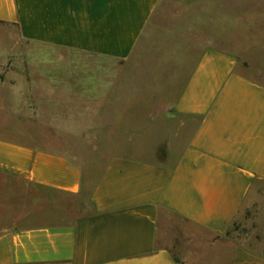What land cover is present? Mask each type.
I'll list each match as a JSON object with an SVG mask.
<instances>
[{
	"label": "crops",
	"instance_id": "crops-1",
	"mask_svg": "<svg viewBox=\"0 0 264 264\" xmlns=\"http://www.w3.org/2000/svg\"><path fill=\"white\" fill-rule=\"evenodd\" d=\"M0 23L18 45L105 61L93 103H47L43 131L0 137V264H264V0H0ZM146 47L159 86L143 114L100 103ZM36 55L4 73L19 103L64 82L57 53ZM251 207L254 235L198 244Z\"/></svg>",
	"mask_w": 264,
	"mask_h": 264
},
{
	"label": "rangeland",
	"instance_id": "rangeland-1",
	"mask_svg": "<svg viewBox=\"0 0 264 264\" xmlns=\"http://www.w3.org/2000/svg\"><path fill=\"white\" fill-rule=\"evenodd\" d=\"M166 13H171V6L165 4V16L169 18L170 15ZM160 24L165 30H171L173 28L170 19L166 20L165 18ZM16 40V30L9 25L0 23V137H5L6 134L10 136L16 132L27 133L29 131H43V127L36 126V124L43 120L49 121L46 114L51 107L47 105V103H67L66 108L65 106L64 108L61 106V111H67L68 114H74L76 103H93V87L91 83L92 69L95 67L97 68L99 64L105 61L99 60V58L95 56L75 51L49 49L43 46L24 45L23 43L18 45L16 44ZM138 51V54L133 56V60L129 64L126 73L123 74L124 72H122V75L117 78L120 83H125V90L120 92H117V90L105 91L102 93L103 96L100 97L102 98L100 103H126V101L133 103L131 109L133 116H140L143 114L141 110L142 106L144 108V103L146 102H142L143 99L141 97L145 94H149V91H151L150 89L157 90L159 86L155 78L158 70V59L155 56L157 49L146 47L143 51L140 49H138ZM29 52H35L37 54L36 57H38L39 54L44 55L45 52L57 53L58 58L62 60V64L57 66L56 69L59 70L63 68L67 71L64 72L63 75L52 77L53 79L57 78L60 79L61 82H64L59 84L56 81L55 84H58L56 86L57 89L45 94V101L40 97L43 93L40 94V92H35L33 95L27 93L31 98L35 96L36 99H39L38 97H40L41 100H39V102L41 103L38 102L36 105L33 103H19V94L14 92L9 86L8 79L3 78L5 72L19 71L22 73L21 69H25L28 62L35 63L37 66L41 63L42 66L44 62L42 59L38 60L37 58L34 60L31 58L28 60L23 57V54ZM144 53L147 55H145L147 58L143 57ZM116 67L118 70H125V64L123 63L116 64ZM147 83L150 84L151 88L145 86ZM59 88L62 90L59 91ZM173 93L174 91L171 92V94ZM30 107H35L41 112L38 120H36L35 116H32L33 114L31 115L33 112H31ZM145 107L147 108L148 106L145 105ZM91 118L92 115L89 114L87 119L91 120ZM100 118H104L107 122L112 117L105 114L104 116H100ZM87 127L90 126L87 125ZM263 185L261 184V189ZM255 211V207L241 210L235 221H233L227 229L226 234L221 237H215L200 231L198 235L201 241L199 240L200 243L198 244L206 247V242L210 241L219 244L227 242L236 243L247 238V236L254 235L255 225L253 217ZM196 246V243L192 244V247ZM220 253V250L216 248V251L212 249L209 250L207 254L210 256H217Z\"/></svg>",
	"mask_w": 264,
	"mask_h": 264
}]
</instances>
